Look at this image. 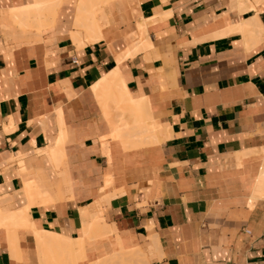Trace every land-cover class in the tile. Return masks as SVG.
Wrapping results in <instances>:
<instances>
[{
    "label": "crops",
    "instance_id": "0c3cea01",
    "mask_svg": "<svg viewBox=\"0 0 264 264\" xmlns=\"http://www.w3.org/2000/svg\"><path fill=\"white\" fill-rule=\"evenodd\" d=\"M35 1L0 0V264L65 260L45 231L76 264H264V0H113L79 45V0ZM113 71L141 118L93 91ZM137 118L157 141L121 142Z\"/></svg>",
    "mask_w": 264,
    "mask_h": 264
},
{
    "label": "bare ground",
    "instance_id": "6f19581e",
    "mask_svg": "<svg viewBox=\"0 0 264 264\" xmlns=\"http://www.w3.org/2000/svg\"><path fill=\"white\" fill-rule=\"evenodd\" d=\"M37 1V0H36ZM35 1V2H36ZM42 0H38L37 2V4L35 3V5H33L32 7H28V8H26V7H22V8H20V9H17V14L18 15H22V16H24L26 19H29L30 17H34V18H38V16H39V18H43L44 20H45V18H48V16L47 17H40V15H41V13H40V10L41 9H43L44 7L42 6V5H40V7L42 6L43 8H39V4H43L44 5V3H45V5H47L46 4V2L47 1H45V0H43V3L41 2ZM55 1H60V0H55ZM111 1H113V0H79L78 1V4H77V8H76V16H75V20H74V24H73V26L75 27V29H76V31L75 32H73L72 33V38H73V40H74V42L75 43H77V45H79L80 43H81V36L82 37H84L86 40H88V41H92V40H95L96 38H99V30H100V27L102 28L103 26H104V24H102L103 26H101V18H103V17H101V14H102V12H104V11H101L102 9H103V6L106 4V3H110ZM49 2H51V0H48V3ZM58 3V2H57ZM251 3V2H250ZM52 4V3H51ZM55 5V4H54ZM48 8H49V6H47ZM50 10H51V8H49ZM48 9V10H49ZM45 10H47V8L45 9ZM52 11V10H51ZM50 11V12H51ZM55 11V10H54ZM25 12V13H24ZM41 12H42V10H41ZM53 12V11H52ZM45 14V13H44ZM48 14V13H47ZM46 14V15H47ZM15 15H16V13H15ZM165 15V14H164ZM163 15V16H164ZM41 16H45V15H41ZM36 18V19H37ZM38 18V19H39ZM106 19V18H105ZM105 19H104V21H105ZM142 20V19H141ZM163 21V20H162ZM141 26H142V24H141ZM140 26V27H141ZM144 26V25H143ZM142 26V27H143ZM139 27V28H140ZM245 27H246V25H245ZM228 29V28H227ZM225 30V29H224ZM241 31V30H240ZM142 32H143V29H142ZM141 32V33H142ZM83 34V35H82ZM101 34V33H100ZM142 35V34H141ZM145 36V35H144ZM82 40H83V42H84V39L82 38ZM86 42V41H85ZM82 44V43H81ZM149 45V42L147 41V40H145L144 42H142L141 44H140V46L138 47V48H136L135 47V49L133 50V51H131L132 53L133 52H136L137 50H140V49H143V48H145V47H147ZM131 52H128L127 53V55L129 54V56H130V53ZM127 55H126V57H127ZM120 57V56H119ZM121 58V57H120ZM120 58H118V57H116V60H120ZM122 59V58H121ZM115 70V69H114ZM117 72H118V70H117ZM117 74H120V72L119 73H116V71H113V72H110L107 76H105L104 78H103V80L102 81H100V82H97V83H95V85L92 87L93 88V91L97 94V96L100 94V93H102L101 92V90L103 89V87H104V85H106L107 84V86L109 85V88H110V85H115V88H113L112 86H111V89H116V93L120 90V92L122 91V93H119L118 95L119 96H121L120 97V99H121V101L123 102V104L125 105L124 107L125 108H128V110L130 109L131 110V112L132 111H134V112H132L133 114H135V112L136 113H139V115H140V118H141V114H142V108H144V107H141L142 106V104L139 102V103H136V102H134V101H132L131 100V98L129 97V95H128V93H127V91L125 90V89H127L126 87L124 88L123 86H125V85H123L124 84V80H123V82L121 81V75H119V76H121L120 78H119V76L117 75ZM119 78V79H118ZM117 84L118 85H122V88L121 87H119V86H117ZM118 89H117V88ZM108 88V87H107ZM105 89V88H104ZM122 89V90H121ZM107 90V89H106ZM110 91V90H109ZM111 92H112V90H111ZM114 93H115V91H113ZM112 92V93H113ZM104 93V92H103ZM109 93V92H108ZM107 93V94H108ZM114 93L112 94V96L114 97ZM115 93V96L117 95ZM102 95V94H101ZM103 95H105V94H103ZM102 95V99H103V96ZM109 96V95H108ZM108 96H107V98H108ZM119 98V97H118ZM117 97H115V99H118ZM113 99V98H112ZM104 100H105V98H104ZM108 100H110V99H108ZM101 101V100H100ZM106 101V100H105ZM103 102V101H102ZM106 105H108L107 104V102H104ZM103 103V104H104ZM105 104H104V106H105ZM149 104V103H148ZM109 106V105H108ZM107 106V107H108ZM101 107H102V105H101ZM104 108V107H103ZM106 108V107H105ZM150 108V107H149ZM148 108V109H149ZM108 109H110L111 110V108H108ZM107 108L104 110V111H106L107 110V114H110L109 112V110H108ZM145 110V109H144ZM146 111V110H145ZM111 112H113L112 110H111ZM147 113V112H146ZM107 114H105V118H106V116H107ZM111 115V114H110ZM116 114L114 113V116H115ZM142 115H144V114H142ZM148 115V114H147ZM113 116V117H114ZM113 117H111V119H113V120H115ZM117 117V116H116ZM120 117V116H119ZM122 117V116H121ZM120 117V118H121ZM135 117V116H134ZM118 118V117H117ZM123 118V117H122ZM133 118V117H132ZM136 118V117H135ZM145 118H148L147 116L145 117ZM145 118H144V120L143 119H139V118H137V119H139V121L137 120V122L136 123H132V124H130V126L129 125H127L128 123H126L125 121H123L124 119H122L121 121L122 122H125V123H121V121H120V119H117V120H119L120 121V123L121 124H124V127L122 128V130H121V126H123V125H121V126H118V127H120L119 129H114L115 131H120V132H122L123 130H124V133H126V132H129L128 134L129 135H131V133H132V135H134L135 137L133 138V137H129V139H127V136H129L128 134H126V135H123V134H121L120 132H118L117 131V135H118V137H120L121 135V138H120V140H121V142H123L124 140H125V142L126 143H128V142H131L133 139H135L136 141L138 140V138L140 139V140H138L137 142H135V140H133L131 143H130V145H132V146H136V145H138V144H143L144 143V141H146L145 143L146 144H149V143H151L152 141H157L156 140V138H158L157 137V135H156V133H155V127H156V125H155V123H154V126H152L151 128H150V130L148 129L149 127L147 126V123H149V121L151 120H149L148 122H147V120L145 121ZM110 118H107V120H109ZM113 120H111V122L112 123H114L113 122ZM151 123V122H150ZM115 124V123H114ZM117 124H119V123H117ZM110 125H111V123H110ZM158 125V124H157ZM116 126V125H115ZM114 125H113V127H115ZM130 127V128H129ZM111 128V127H110ZM116 128H117V126H116ZM113 128H111V130H112ZM129 130V131H128ZM131 132V133H130ZM114 133V132H113ZM121 134V135H120ZM137 134H139V136L137 135ZM123 136H124V138H123ZM136 136H138V138H136ZM126 137V138H125ZM123 138V139H122ZM132 138V139H131ZM146 138V140H144ZM155 138V139H154ZM110 139H112V138H110ZM143 139V140H142ZM149 139V140H148ZM152 141H151V140ZM123 140V141H122ZM128 140V141H127ZM129 140H131V141H129ZM147 140H148V142L149 143H147ZM143 141V142H142ZM124 143V142H123ZM122 143V145H125V144H123ZM127 145V144H126ZM130 145H129V143H128V146L130 147ZM144 145V144H143ZM151 145V144H150ZM127 146V147H128ZM146 146V145H145ZM126 147V146H125ZM129 147H128V149H129ZM138 147V146H137ZM140 147V146H139ZM144 147V146H143ZM124 149H126V148H124ZM109 150V149H108ZM243 155H247V153L245 154H243ZM110 159V158H109ZM264 169V168H263ZM262 171H264V170H262ZM262 173V172H261ZM264 173V172H263ZM262 176V175H261ZM261 179V178H260ZM257 181V180H256ZM259 182V185L261 186V185H264V177L261 179V182H260V180L258 181ZM256 184V183H255ZM254 184V185H255ZM257 185V184H256ZM261 188V187H260ZM255 193V192H254ZM259 194V193H258ZM262 196H264V192L261 194ZM260 194H259V196H261ZM96 222H97V225L98 224H100L101 222H102V220L100 219V218H98L97 220H95ZM104 224V223H103ZM99 227V226H98ZM87 229V228H86ZM85 231V230H84ZM46 232V231H45ZM37 233V238H38V241H39V243H40V245H42V247L44 248V253H46V249L48 250V252H49V250H50V252H53V253H55V254H58L59 256L60 255H62V258H64V255H65V260H61V259H59L60 261L58 262L57 260H56V262H58V263H56V264H76V260H77V255L79 254V252H81L82 251V241H81V243H78V241H76V242H71V241H68V240H66V239H63V238H61V237H59V236H57V234L56 235H53V234H51V233ZM86 234H87V236L89 235L88 234V231L86 230ZM81 240V239H80ZM80 240H79V242H80ZM39 245V246H40ZM46 247V248H45ZM122 250H124L123 248H121ZM136 249H132V250H126V251H122V252H120L119 254H117V253H115V254H113L112 256H108L107 257V259H103V260H97V261H95V262H93L92 264H110V262H111V264H116V263H122V264H127V263H129L130 262V260H134L133 258H138L139 257V255H137V254H139V249H137V251H135ZM42 252H43V250H42ZM141 252V251H140ZM43 253V254H44ZM52 253V254H53ZM142 253V252H141ZM46 254H48V256H44V255H46ZM46 254H44V255H41V256H44L45 258H47V257H49V256H51L49 253H46ZM136 254V256H134ZM57 255V256H58ZM57 256H56V258H57ZM134 256V257H133ZM53 257L55 258V255L53 254L52 255V257H50V259H48L47 258V260H49V261H51V259L53 260ZM67 257V258H66ZM44 258V259H45ZM59 258H61V256L59 257ZM129 258H132V259H129ZM58 259V258H57ZM46 259L45 260H43V261H47ZM68 262H67V261ZM139 260V259H138ZM48 261V262H49ZM54 261V260H53ZM126 261H128V262H126ZM48 262H46V263H48ZM55 262V261H54ZM134 262H137L136 261V259L134 260ZM46 263H44V264H46ZM52 262H50V264H51ZM132 263V262H131ZM133 264V263H132Z\"/></svg>",
    "mask_w": 264,
    "mask_h": 264
},
{
    "label": "rangeland",
    "instance_id": "374dc122",
    "mask_svg": "<svg viewBox=\"0 0 264 264\" xmlns=\"http://www.w3.org/2000/svg\"><path fill=\"white\" fill-rule=\"evenodd\" d=\"M33 19H34V18H33ZM132 263L134 264V261H132ZM132 263L129 262V263H127V264H132ZM119 264H122V263H119Z\"/></svg>",
    "mask_w": 264,
    "mask_h": 264
}]
</instances>
